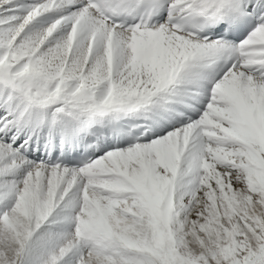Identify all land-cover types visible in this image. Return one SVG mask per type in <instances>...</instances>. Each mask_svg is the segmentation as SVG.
<instances>
[{
  "label": "snow or ice",
  "instance_id": "6c2138e0",
  "mask_svg": "<svg viewBox=\"0 0 264 264\" xmlns=\"http://www.w3.org/2000/svg\"><path fill=\"white\" fill-rule=\"evenodd\" d=\"M0 264H264V0H0Z\"/></svg>",
  "mask_w": 264,
  "mask_h": 264
}]
</instances>
